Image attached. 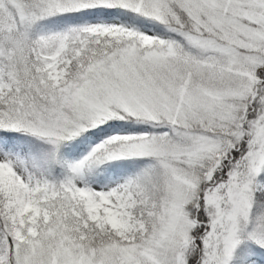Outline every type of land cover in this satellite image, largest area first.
I'll return each mask as SVG.
<instances>
[{
    "label": "snow or ice",
    "instance_id": "snow-or-ice-1",
    "mask_svg": "<svg viewBox=\"0 0 264 264\" xmlns=\"http://www.w3.org/2000/svg\"><path fill=\"white\" fill-rule=\"evenodd\" d=\"M0 264H264V0H0Z\"/></svg>",
    "mask_w": 264,
    "mask_h": 264
}]
</instances>
